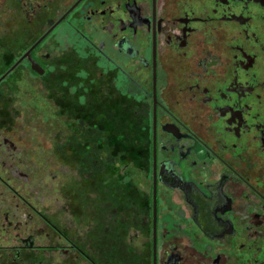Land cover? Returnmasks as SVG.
Here are the masks:
<instances>
[{
	"label": "flooded vegetation",
	"instance_id": "1",
	"mask_svg": "<svg viewBox=\"0 0 264 264\" xmlns=\"http://www.w3.org/2000/svg\"><path fill=\"white\" fill-rule=\"evenodd\" d=\"M0 264H264V0H0Z\"/></svg>",
	"mask_w": 264,
	"mask_h": 264
},
{
	"label": "rangeland",
	"instance_id": "2",
	"mask_svg": "<svg viewBox=\"0 0 264 264\" xmlns=\"http://www.w3.org/2000/svg\"><path fill=\"white\" fill-rule=\"evenodd\" d=\"M80 69V63H78L73 69L70 70V72H79ZM68 72V71H67ZM95 113H93L92 115H94ZM96 116H98V113H96ZM94 116H92L93 119ZM33 122V120H31Z\"/></svg>",
	"mask_w": 264,
	"mask_h": 264
}]
</instances>
